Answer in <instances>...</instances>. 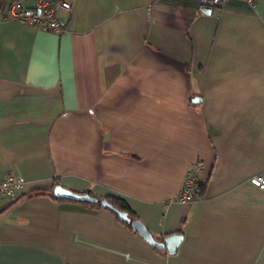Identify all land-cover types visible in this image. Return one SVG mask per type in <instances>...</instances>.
<instances>
[{
  "label": "crops",
  "instance_id": "obj_1",
  "mask_svg": "<svg viewBox=\"0 0 264 264\" xmlns=\"http://www.w3.org/2000/svg\"><path fill=\"white\" fill-rule=\"evenodd\" d=\"M72 1L59 33L0 1V179L29 183L0 197V264H264V0ZM58 184L183 239L170 254Z\"/></svg>",
  "mask_w": 264,
  "mask_h": 264
},
{
  "label": "built area",
  "instance_id": "obj_2",
  "mask_svg": "<svg viewBox=\"0 0 264 264\" xmlns=\"http://www.w3.org/2000/svg\"><path fill=\"white\" fill-rule=\"evenodd\" d=\"M8 4V12L4 19L16 20L18 22L36 26L42 29L61 32L63 30L59 13L70 11L73 6L72 0H38L31 9H26L20 0H0ZM232 0H201L202 7H225ZM254 8L258 0H238ZM196 171H189L184 179L182 188L177 199L180 202H193L202 193V182L197 171L203 166L202 162L196 163ZM249 182L264 189V173L250 177ZM29 185L28 181L10 168L0 179V197L8 196L11 199L17 198Z\"/></svg>",
  "mask_w": 264,
  "mask_h": 264
},
{
  "label": "water",
  "instance_id": "obj_3",
  "mask_svg": "<svg viewBox=\"0 0 264 264\" xmlns=\"http://www.w3.org/2000/svg\"><path fill=\"white\" fill-rule=\"evenodd\" d=\"M203 10L210 12L212 9L210 7H203ZM53 193L59 198L96 203L108 208L109 210L113 211L121 220L130 223L132 228L140 233V235L149 243L161 249H166L170 254H173L177 251L178 246L183 239L182 233H172L164 237V239L161 241L157 240L141 220H132L126 211L114 206L107 198L97 197L88 192L71 190L60 184L54 187Z\"/></svg>",
  "mask_w": 264,
  "mask_h": 264
},
{
  "label": "trees",
  "instance_id": "obj_4",
  "mask_svg": "<svg viewBox=\"0 0 264 264\" xmlns=\"http://www.w3.org/2000/svg\"><path fill=\"white\" fill-rule=\"evenodd\" d=\"M52 196L54 198L59 199L54 194H52ZM104 198H107L117 208L126 211L132 220L136 219V217H135L134 213L132 212V210L130 209L129 205L124 200H122L118 197H115V196H106ZM87 204H90L91 206H100V204H93V203H87ZM116 217H118V216L116 215ZM124 223H126V222H124ZM126 224L131 227V225L129 223H126Z\"/></svg>",
  "mask_w": 264,
  "mask_h": 264
}]
</instances>
